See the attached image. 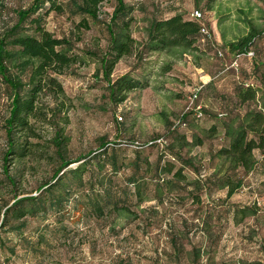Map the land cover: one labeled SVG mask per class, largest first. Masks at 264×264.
<instances>
[{"label": "rangeland", "instance_id": "1", "mask_svg": "<svg viewBox=\"0 0 264 264\" xmlns=\"http://www.w3.org/2000/svg\"><path fill=\"white\" fill-rule=\"evenodd\" d=\"M31 1L0 0V32L14 22L13 10ZM56 1L68 6L61 13L49 12L44 27L68 38L86 62L56 76L63 90L54 99L62 102L60 111L50 126L34 122L36 135L28 137L26 156L9 155L5 162L2 121L9 97L0 85V218L2 205L14 195H35L51 178L58 161L49 138L58 129L67 138L65 158L93 154V160L102 159L93 162L97 173L110 177L116 196L122 189L129 194L126 202L119 199L124 207L102 216L81 214L80 206L71 210L69 205V216L60 222L63 235L46 234L45 242H36L34 248L26 240H35L38 226L56 221L26 216L22 237L0 231L10 246L0 249V264H264V157L254 151V168L244 172L230 169L228 161L215 154L227 144L224 126H234L246 110L264 100V0H123L131 7L129 33L137 48L151 19L175 13L190 18L193 9L202 13L199 22L210 42H198L189 50L123 55L109 79L128 74L147 85L127 92L118 103L108 98L98 61L84 55L105 49V25L115 0H103L94 20L71 11L72 0ZM81 18L87 29L77 25ZM251 30L257 32L251 44L254 57L241 59L237 71L242 78L254 76L256 100L240 104L234 96L237 71L225 67L233 55L226 44ZM216 50L223 53L221 59ZM200 85L195 103L202 114L196 117L186 109L190 92ZM42 101L53 104L50 96ZM99 153L105 157H96ZM176 169L182 178L173 174ZM225 174L240 179L229 197L221 186ZM133 181L138 184L135 196ZM244 206L248 214L242 217L236 210Z\"/></svg>", "mask_w": 264, "mask_h": 264}, {"label": "trees", "instance_id": "2", "mask_svg": "<svg viewBox=\"0 0 264 264\" xmlns=\"http://www.w3.org/2000/svg\"><path fill=\"white\" fill-rule=\"evenodd\" d=\"M102 1L72 0L70 10L94 20ZM65 5L68 6V3ZM65 5L56 0H32L27 7L13 10L14 22L0 32V85H3L9 97L7 114L2 121L6 141L3 162L10 158L7 157L9 155L20 159L29 153L31 142L28 141V137L36 135L32 129L34 122L40 121L51 125L54 115L62 107L61 101H54L63 93L56 76L72 65H83L86 62L82 53L73 50L72 42L68 38L56 37L44 27L45 16L51 11L61 13ZM130 11L131 7L125 5L123 0H115L105 25L108 34L105 49L98 53L84 52V55L98 61V70L106 83L108 98L116 103L123 101L127 92L147 85L145 80L133 78L128 74L109 79L114 64L123 55L169 51L174 48L189 50L194 49L198 42H210L209 34L202 36L199 32V21L175 13L165 18L151 19L146 38L137 48L129 33ZM77 25L88 28L87 22L82 18ZM256 35L257 32L251 30L228 42L226 46L233 55L246 50L253 52L251 44ZM253 55L249 59H252ZM240 67L239 63L238 71ZM238 71L235 74L234 86L237 102L240 104L254 102L256 100V88L252 81L254 76L242 78ZM262 78L264 80V72ZM44 96L52 98V106L42 101ZM224 135L227 144L219 147L215 154L225 158L232 170L239 168L247 172L253 169L255 165L253 152L257 151L264 157V100L257 107L246 110L234 126L232 122L225 125ZM49 141L53 155L58 161L51 178L38 186L37 194L23 196L16 194L11 202L1 207L0 231L13 232L19 237H22L26 216L39 218L41 221L49 217L55 219L56 222L53 224L47 222L36 228L34 241L26 240L25 243L32 248L38 246L35 245L36 242L38 244L45 242L46 234L63 235L65 226L60 222L63 217L69 216V205L71 210L80 206L81 214L102 216L106 211L117 208L123 200L126 202L129 194L122 189L119 196H116L112 190L110 177L97 173L93 162L101 163L102 159L93 160V154L90 157H87L89 154H85L74 159L65 158L63 152L67 138L59 129L55 130ZM105 145V142L101 143V151ZM99 155L101 158L105 157L103 153L97 154L96 157ZM76 162L79 163L74 167L68 166ZM3 168L6 172L5 165ZM167 171H170V166ZM85 173L87 177L84 179ZM173 174L183 177L180 169H176ZM5 179L13 185L10 176H6ZM132 183L136 187L132 192L135 196L138 184L135 181ZM239 185L240 179L237 177L232 178L225 174L221 178V186L226 187V197L234 193ZM247 209L244 206L238 208L236 212L243 217L248 214ZM6 248L10 249V246L0 237V249Z\"/></svg>", "mask_w": 264, "mask_h": 264}, {"label": "built area", "instance_id": "3", "mask_svg": "<svg viewBox=\"0 0 264 264\" xmlns=\"http://www.w3.org/2000/svg\"><path fill=\"white\" fill-rule=\"evenodd\" d=\"M201 17H202V13L200 12L199 9H193L190 12V18L191 19H194L196 21H200ZM199 32L201 33L202 36H208V34H209L207 29L203 26L202 23H200ZM202 40H203V38L201 39V41ZM252 54H253V52L251 50H246L245 52H240L238 54H234V55H232V58L229 60L228 64L225 67L229 68L231 70H234L236 72L238 69L240 60L243 58L249 59V58H251ZM215 56L217 58L221 59L223 57V53L220 50H216ZM200 87H201V85L193 88V90L190 92L189 97H188L189 107H187V109H186L187 112H191L196 117L201 116V109L195 103ZM218 115L221 116V115H223V113H219ZM178 125H180V124H178Z\"/></svg>", "mask_w": 264, "mask_h": 264}]
</instances>
